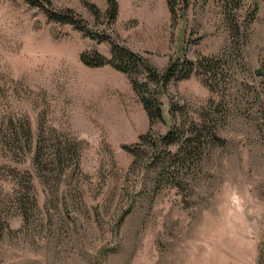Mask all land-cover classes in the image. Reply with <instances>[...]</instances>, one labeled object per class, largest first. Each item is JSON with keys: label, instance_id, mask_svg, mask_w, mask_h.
<instances>
[{"label": "rangeland", "instance_id": "1", "mask_svg": "<svg viewBox=\"0 0 264 264\" xmlns=\"http://www.w3.org/2000/svg\"><path fill=\"white\" fill-rule=\"evenodd\" d=\"M51 2L108 38L52 22L24 0H0V189L29 172L37 203L32 228L8 215L0 264H264V1L243 3L238 32L219 0L177 4L175 19L167 0H117L111 22L107 0ZM111 41L159 72L176 57L213 59L217 69L170 82L163 120L151 122L128 75L80 60L93 51L109 58ZM25 121L33 150L42 131L50 157L60 144L76 145L65 162L78 160L79 170L54 177V190L33 154L16 155L2 138ZM204 121L225 145L185 168L179 189L173 174L157 182L159 139L174 125ZM133 145L139 160L124 149Z\"/></svg>", "mask_w": 264, "mask_h": 264}, {"label": "trees", "instance_id": "2", "mask_svg": "<svg viewBox=\"0 0 264 264\" xmlns=\"http://www.w3.org/2000/svg\"><path fill=\"white\" fill-rule=\"evenodd\" d=\"M32 7H38L42 10L48 19L52 22L60 24L73 25L75 29L81 31L84 35H89L91 38L98 41H106L108 36L91 33L86 25L75 17L71 10L54 11L52 9L51 0H24ZM172 13V17L177 15V4L183 6L182 10H187L190 5V0H167ZM222 3V10L228 21L229 28L238 32L239 26L236 23L235 14L241 9L246 0H219ZM264 1V0H263ZM106 16L109 22L113 21L118 12L117 0H107ZM97 14V9L93 8ZM110 57L106 58L97 51L81 53L80 60L87 67L100 68L110 66L116 71L128 75L131 79L133 91L138 96L144 110L146 111L151 122L163 120L164 110L162 96L165 93L167 85L172 81H180L190 78L195 72L205 70L210 67L205 73H211L215 67L213 59H198L196 61L181 59L180 57L170 59L168 66L163 72H159L154 66L150 65L149 61L142 55L135 53L125 46L111 41L110 42ZM206 75V74H205ZM259 75V73H258ZM216 77V76H215ZM214 77V78H215ZM208 76L204 79V83L211 87ZM4 140L7 141L6 146L9 150L15 149L16 155L20 152L22 155L26 153L33 154V165L43 175L46 174V184L50 187L49 190H54L53 185L57 178L62 175L68 167L79 170V161L70 162L67 165L65 161H70L76 153V145L72 142L67 143L61 149V144L52 152L51 157L45 152L47 151V140L43 138L45 131H42V140L38 143L36 150L30 145L32 138L31 127L28 122L20 123L18 126H10L3 131ZM145 139V137H142ZM42 142V144H41ZM159 145L155 148L154 156V174L156 181L162 174H173L172 186L180 188L182 186V173L185 168L191 165H200L205 155H208L209 150L214 146H224L225 141L218 134L215 126L208 128L204 123L192 124L190 128L185 129L184 123L174 125L160 139ZM12 147V148H11ZM125 151L132 153L139 160L140 148L137 145L125 146ZM34 151V153H33ZM55 168L51 169L50 166ZM18 175V174H17ZM51 175V176H50ZM52 177V178H51ZM166 177V176H164ZM29 172L19 173L14 185L8 192L3 193L0 189V240L10 230L8 223V215L13 212L22 218L24 227L32 228L36 224L37 203L33 194V186ZM53 187V188H51ZM63 206L67 210V203ZM122 213L115 224V230L119 223L123 220Z\"/></svg>", "mask_w": 264, "mask_h": 264}]
</instances>
